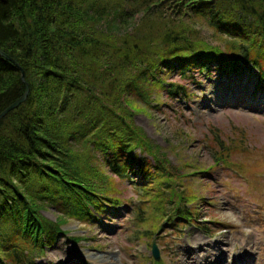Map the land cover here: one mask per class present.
I'll return each mask as SVG.
<instances>
[{
  "label": "trees",
  "instance_id": "obj_1",
  "mask_svg": "<svg viewBox=\"0 0 264 264\" xmlns=\"http://www.w3.org/2000/svg\"><path fill=\"white\" fill-rule=\"evenodd\" d=\"M2 46L15 64L0 57V112L29 90L0 120V264H34L68 220L111 216L117 186H136L133 176L159 196L160 217L189 222L195 197L172 189L162 198L179 168L133 116L159 93L185 95L170 75L252 64L253 92L264 89V0H0ZM214 139L213 165H224L236 151ZM46 206L58 220L40 213Z\"/></svg>",
  "mask_w": 264,
  "mask_h": 264
},
{
  "label": "rangeland",
  "instance_id": "obj_2",
  "mask_svg": "<svg viewBox=\"0 0 264 264\" xmlns=\"http://www.w3.org/2000/svg\"><path fill=\"white\" fill-rule=\"evenodd\" d=\"M207 72H192L191 80L168 76L186 87L183 98L169 100L159 93L153 96L154 107L133 116L134 125L166 154L167 164L179 168L175 178L165 180L162 198L172 189L195 197L189 222L177 229L160 217L159 196L143 191L147 183L133 176L136 186L125 180L117 186L116 216L93 224L68 220L34 264H155L152 242L158 264H264V89L250 93L258 72L252 64L238 73L244 82L227 83L217 80L218 72ZM215 136L236 151L224 165H213L214 148L208 144ZM145 157L153 170L155 160ZM100 167L112 176L104 162ZM198 170L205 173L194 174ZM40 213L53 222L59 219L52 206Z\"/></svg>",
  "mask_w": 264,
  "mask_h": 264
},
{
  "label": "water",
  "instance_id": "obj_3",
  "mask_svg": "<svg viewBox=\"0 0 264 264\" xmlns=\"http://www.w3.org/2000/svg\"><path fill=\"white\" fill-rule=\"evenodd\" d=\"M4 1V0H2ZM4 58L10 60V61H13L10 57H6L4 56ZM21 77H22V81L25 83V80H24V77H23V72L21 74ZM28 85L26 84V90L24 91V93L17 99L15 100L13 103H11L8 107H6L1 113H0V119L2 117H4L9 111H11L12 109L18 107L21 103H23L26 98H27V95H28ZM152 254L154 256L155 259H159L158 257V250L157 248L155 247V245H153V248H152Z\"/></svg>",
  "mask_w": 264,
  "mask_h": 264
},
{
  "label": "bare ground",
  "instance_id": "obj_4",
  "mask_svg": "<svg viewBox=\"0 0 264 264\" xmlns=\"http://www.w3.org/2000/svg\"><path fill=\"white\" fill-rule=\"evenodd\" d=\"M2 47H3V46H2ZM2 47H0V57H4V56H6V57H10V58H11V56L9 55V52H8L7 50H5L6 48H5V47L2 48ZM6 47H7V49L9 48L7 45H6ZM4 48H5V49H4ZM11 59H12V58H11ZM12 60H13V59H12ZM11 62H13V63L15 64L14 60L11 61ZM16 108H17V107H16ZM14 109H15V108H14ZM14 109H12V110H14ZM12 110H11V111H12ZM1 112H2V111H1ZM1 112H0V113H1ZM9 112H10V111H9ZM9 112H8V113H9ZM8 113H7V114H8ZM7 114H6V115H7ZM6 115H5V116H6ZM5 116H4V117H5ZM4 117H2L1 119H3ZM1 119H0V120H1ZM219 252H220V251H218V253H219Z\"/></svg>",
  "mask_w": 264,
  "mask_h": 264
}]
</instances>
